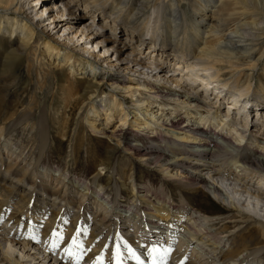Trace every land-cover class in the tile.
Wrapping results in <instances>:
<instances>
[{
  "label": "bare ground",
  "instance_id": "6f19581e",
  "mask_svg": "<svg viewBox=\"0 0 264 264\" xmlns=\"http://www.w3.org/2000/svg\"><path fill=\"white\" fill-rule=\"evenodd\" d=\"M89 1L95 2L0 0L1 69L4 70L3 74L7 72L1 81L7 79L4 76L7 77L11 67L25 59H28V71L34 66L40 72H51L49 70L54 68V64L52 59L44 58L46 55L61 54L67 66L63 64L58 69L59 74H74L77 60L73 59V53L82 62L90 63V58L85 53L74 52L76 47L95 58V48L102 47L105 55L98 57H102L107 63L111 60V63L109 70L98 73L105 74L108 81L128 83L130 86L126 88L130 105L137 112L128 111L127 105L123 102L116 103L115 100L112 101V108L120 104L122 111H128L125 117L133 116L135 121L141 119L145 126L140 125L141 130H147V133L150 131L149 146L131 142L129 137L124 138L119 132L127 125L125 118L107 136V141L115 140L126 144L131 154L138 157L146 167L149 163L155 164L154 167L162 174L161 186L155 189L151 184H137L138 178L144 179L146 183L148 180L143 174L135 177L129 172H123V164L117 163L112 171L109 170L106 181L108 183L113 174L117 175L119 182L114 183V191L110 195L105 191L104 185H101V178L104 176L95 169L91 170L93 173L89 183L88 180L77 181L74 173H64L65 170L57 169L52 174L50 170L48 172L41 169L40 160L29 163L27 159H22V152L17 154L8 144L2 148L0 146V264H76L78 260L81 264H101V261L102 264H116L113 256H116L117 244L120 245L122 264H145V253L150 254V249L154 247L160 250L159 254L170 249L173 261L179 264H260L257 260L264 252V121L262 127L257 129L259 124L251 121V113L255 109L258 112L259 107H251V101L247 98V101L244 100L246 106L243 105L240 99L245 98V94L244 89L240 88V94L230 99L235 108L228 113L233 115H222L221 106L217 102L224 104L229 100V95L218 91L213 83L223 81L221 67L225 64H231L235 71L244 65L240 61L243 56L252 57V52L259 51L264 40V0H202L198 4L200 9H204L206 5L213 9V13H219L217 18L212 17L209 22L207 18L197 21L182 14L183 3H188L189 0H165L167 6L162 10V17L169 23L167 29L171 27L170 31L167 30V38H164L165 35L153 38L152 30L150 33L149 28L145 27L138 34L129 31L119 40H114L115 36H111L109 32L116 30L110 25L111 21H103L95 14ZM110 1L114 12L115 2ZM127 1L120 0L118 4L129 6L131 1ZM132 1L139 2L134 10L140 15L149 12L154 0ZM36 6L38 9L43 7V10L33 15ZM243 8L244 12L238 15L237 10L241 12ZM45 11L47 15L44 14ZM189 22L191 26L186 31L182 30L183 25ZM39 27L45 30L39 31ZM61 28L64 29L62 37H55V33ZM4 39H8L9 47H2L1 41ZM109 43H115V62H112L107 52ZM142 45L146 47V51L150 48L148 55L144 54L145 50L137 51ZM41 46L44 48V57L39 52ZM62 50L64 51L61 53ZM138 57L141 59L137 60ZM238 58L240 60L235 61ZM127 59L132 66L125 64ZM164 60L173 63L177 70L181 67L185 69L180 78L170 80L169 86L162 80L173 71L160 66V62ZM93 62L97 63L95 60ZM90 66L94 73L95 65L91 63ZM115 68L117 71L113 70ZM126 72L140 77L126 76ZM175 74L178 73L175 71L170 76ZM188 79L198 82L201 89L198 85L194 87ZM101 83L97 82L93 95L100 92L103 85ZM245 87H250V80L246 81ZM211 95L216 96L215 103L211 102ZM92 103L85 105L88 107L91 104L93 109ZM85 105L79 108L83 114L86 112L83 110L87 108ZM168 106L171 107L169 112ZM154 107L161 108V118H149L150 121L144 119V115L150 117L147 110L153 111ZM237 107L240 110H235ZM112 108L105 109L108 112L105 116L107 125L110 123ZM88 109L86 110L89 111ZM184 115L187 120H196H191V125L187 124ZM167 116L170 117L166 118ZM259 118L260 115L253 120ZM89 123L91 127H96L99 122L91 120ZM138 124L141 122L138 121ZM140 128H134V133H143ZM217 128L219 130L216 131ZM0 129L2 138L5 129ZM45 129L43 127L39 131L40 155L49 144V133ZM235 135L245 140V145L235 144L232 139ZM1 143L0 139V145ZM127 159L126 162L131 158ZM127 183H131V196L123 200L121 189L123 186L128 187ZM201 188L206 189L207 196L223 205L222 212L232 214H205L197 205ZM45 192L48 196L42 194ZM39 197L50 202L48 208L53 207L55 210L58 204L63 205L55 212L58 219H55L54 225L65 223L59 237L53 234V224L44 222L49 228H40L29 218L31 214H37L40 206L35 205L39 204ZM51 211L53 212L52 209ZM51 217L55 218L54 215ZM221 220L224 222L218 228ZM113 229L116 230L114 236L110 235ZM157 229L160 230L156 231ZM141 230H145V234ZM134 232L139 234L138 238L132 235ZM245 234L249 235L248 238H245ZM54 237L55 243L51 242ZM73 238L76 240L75 244ZM176 238L177 241L171 243ZM107 245L108 250L102 251V246ZM129 249L139 256V261L133 258ZM69 252L72 253L70 259L63 258Z\"/></svg>",
  "mask_w": 264,
  "mask_h": 264
},
{
  "label": "rangeland",
  "instance_id": "374dc122",
  "mask_svg": "<svg viewBox=\"0 0 264 264\" xmlns=\"http://www.w3.org/2000/svg\"><path fill=\"white\" fill-rule=\"evenodd\" d=\"M94 1L95 2L89 1V3L92 5L91 8L92 10H94L95 14H98L103 19V21L105 20L106 22L111 21L110 25L112 24L113 27L116 28V30L109 31L111 36L113 37L115 36L114 40H119L127 33H129V31L138 34L145 27L149 28L148 31L150 33L152 30L151 36L153 38H156L160 35L161 36L165 35L164 38H167V32L170 31L171 29V27L167 29L168 27L167 24L169 23H166V18L164 16H163L164 18L162 17V10L165 9L167 6L165 0H154L148 10L149 12H144L140 15L137 14V12L134 10L139 4L138 0H137L138 3H136V1L133 2L132 0H128L127 2L131 1V3L129 6L126 7H123L122 5L121 7L120 4H118L120 0L117 1L114 0L115 2L114 6L116 8L114 12L112 10L113 3L110 0H94ZM200 2H202V0H198V1L189 0L188 3L185 4L183 3L184 8L183 7L181 8V10H183L182 14L186 15L188 19L192 17L197 21H201L204 18H207L208 22L211 20L212 17L217 18L219 16V13H213V9L207 7L205 3H202L203 5H205L204 6L205 8L200 9V6H198ZM41 9L43 10V7H40L38 9L36 6L33 11V15H35L36 12L37 14L41 13L42 12ZM194 9H198V11L195 12ZM242 12H244V8L242 9L241 12L239 9L237 10L238 15L242 14ZM44 14L47 15V12L45 11ZM20 17L25 18L24 15H20ZM132 18H134L133 21ZM247 19L249 20V18ZM114 22H116L115 23L116 25H114ZM215 22L216 21L214 20V23ZM189 26H191L190 22L184 24L183 25L184 28L182 30L186 31ZM38 30L41 31L42 30L41 27H39ZM44 30L45 29L43 28L42 31ZM63 33H64V29L61 28L57 33H55V37L56 35L62 37ZM203 35H205V33H203ZM7 41L8 39H4L1 41L2 47L5 46L9 47ZM165 41L167 44L169 43L167 39H165ZM108 45L109 47L107 52L109 58L112 59V62H115L117 57V55L114 52L115 43H109ZM63 51L64 50H62L61 53ZM39 52L42 57L45 56L43 46H41V51ZM74 52L81 54L85 53L84 55L90 58V63H86L85 61L82 62L81 60L78 59L79 56H76L73 53L72 54L73 59L77 60V65L75 64L77 68L74 74L64 73V76H61V74H59L60 70L58 69L63 67V64L64 66H67L61 54L55 56L46 55L44 58H46V60L52 59V63L54 64V68L52 70H49L51 72L48 73H45L44 71L40 72V69H37V67L34 66H31L30 70L28 71L27 70L28 59H25L24 62L17 63L13 67H11L9 73L7 74V77L4 76V78H7L4 81L3 80L1 81V78H3V75H6L7 72H5V74L2 73L4 70L1 69V67H3V64L1 62V57H0V127L1 128L4 127L5 129L4 136L0 138L2 141L0 145L1 148L4 147L5 144H8V146L12 150H14V152H16L17 154L22 152L20 153V155L22 156V159H27L26 160L27 162L30 163L40 160L39 164L41 165L42 170H47L48 172L51 171L52 174H55L57 169L61 171L65 170L64 173L66 172L74 173L77 181L85 182L88 180L87 183H89L90 182L89 179L91 178L90 175L93 173V172L91 173V170L95 169L96 171L102 173V175L104 176V178L102 177L103 180L101 178V185H104L105 191L110 193V195L111 192L114 191L113 189L114 183L118 181V178L116 177L117 175L115 176L113 174V177H111L108 183L106 181L110 174L109 170L113 169L118 164L119 165L123 164L122 165L123 172L126 173L129 172L131 175L135 177L138 176L139 174H143L147 178L146 180H148V182L146 183L144 179L138 178L136 180L137 184L139 183L144 185L151 184V186H154L155 189H159V186H161V180L163 179H162V174L158 172L159 170L157 168L154 167L155 164L149 163L150 167L149 166L146 167V165H144V163H142V161H140L138 157H135L134 155L131 154L126 144L118 143V141L115 140L114 141L110 140L111 142L107 141V138H109L107 136H110L111 133L118 128V123H120L121 120L124 121L125 118H127V120L124 121L127 125H125V127H123L121 131H119L121 132V136H123L124 138L129 137L131 142L133 143L135 142V144L137 143L140 144L141 146L143 145L144 147L150 145V141L148 140V134L150 131L148 130L147 133V130H141L140 128V125H143V127H145L144 124H142L143 121H141V119L138 120L139 122H141V124H138V121H135V118H133V116H128V117L124 116L128 111L137 112L130 105L131 100H129L130 99L129 92L128 89L126 88L129 87L130 85H128V83H123V82L116 83L115 81H108L105 74L98 73L101 71L104 72L105 70H109L110 68L109 64L111 63V60L109 63H107L106 61H104L102 57H98V55H105L103 53L104 51L102 50V47L101 49L99 48V46L95 48L94 54L96 58L87 52L81 51V49H78V47H76V50L74 49ZM252 53H253L252 57L245 55L242 57L241 60L240 58L235 60V61L240 60L243 61L244 63L243 66L235 70L236 72L232 70L230 66L231 64H225L224 67H221L222 68L221 78L223 81L221 82L220 78L218 79L216 78L218 81L219 80L220 81L214 82L213 85L216 86L218 91H222L223 93L227 92V94L229 95V97L227 96L228 99H233V97L240 94L238 91L239 88L244 89L243 93L245 94L244 95L245 98H243L242 100L240 99V101H243L242 102L243 105L246 106V101H247L246 98H247L249 102L251 101L250 103L251 107L253 105H255V108L259 107L258 112L256 111V109L254 112L251 111L254 114L253 115L251 113V117L253 116L251 121L253 123L259 124L257 127V129H259V127H262L264 121V40L262 41V45L259 51L257 52L254 51ZM94 60L97 63H94L93 62ZM166 62L165 60L163 62H160L161 63L160 66L166 67L165 70H172L173 72L176 71L178 73L177 75L175 74L171 77L170 75H172L173 73L171 72L166 76L167 78L162 80L166 84V86H169L171 85L170 80L173 78L174 79L180 78L182 76V72L183 73L185 72V69L181 67L182 69L178 68L177 70L175 69L174 65H172L173 63L170 64L169 60H167ZM91 63L95 65L93 69L95 72H97V74L91 71V66H90ZM70 69L71 68H68V70ZM113 70L117 71V68ZM64 71H66V69ZM126 73H125L126 76H132L133 78L140 77V75L135 76L132 73H127V74ZM211 73L213 72L211 71ZM249 80H250V87L247 89L245 87V83L246 81ZM187 81L189 83L194 84V87H197L198 85V87L201 89V85L199 86L198 82L195 81L191 82L189 79ZM97 82L98 83L102 82L101 84L103 85L100 88V92L93 95L94 93L93 91L95 90L94 88ZM172 86L175 85L173 84ZM205 89L207 90L208 88ZM208 91L212 92L211 89H209ZM208 91L206 93H208ZM213 96L211 98L212 101L211 100L210 101L212 103H215L216 96L214 97ZM222 97L223 96H221V98ZM164 98L167 99V97H163V99ZM113 100H115L116 103L123 102L125 105H127V107H129L128 111L127 112L122 111L120 109V104L112 108ZM74 102L75 103L77 102V104H75ZM227 102H229V100H227ZM227 102H224V104L217 102V105L221 106L220 110L222 115L231 114L230 116H232L233 114L228 113V110H226V108L228 109L230 106L227 105ZM88 103L93 104V109L91 108V104H89L90 106L88 107L85 105ZM83 105L89 108L88 109L89 111L86 110L87 108L83 110L86 111L84 114L79 109ZM107 108H112V110L110 111L112 112V116L109 119L110 123L108 125L105 124L106 122L105 116L107 115L106 113H108L106 112L105 109ZM152 109L153 111L147 110L150 117L144 115V119H148V121H150L149 118H155V117L156 119L161 118L160 117L161 108L159 109L154 107ZM170 109L171 107L168 106L167 111L169 112ZM96 110L98 111V113ZM235 110H238V107ZM249 112L250 110L247 111V113ZM258 115H260V118L258 120H253L258 118ZM169 117L170 116H167L166 118ZM183 117L186 120L185 122H187V124H189L191 120L193 121L196 120V118H188L189 120H187L185 115ZM248 117H249L248 121H250V116ZM91 120L99 122L96 127H91V124L89 123V121ZM191 124L192 123H190V125ZM43 127H45L46 128L45 131L49 133V144L47 148L40 155L41 148H40L39 131L43 129ZM137 127L140 128V131H142L143 133H139V132L134 133L135 131H133V129ZM217 130L219 129L217 128L216 131ZM224 130H226V128ZM256 131L257 130L254 131L255 134ZM103 133H106L107 135ZM232 139L234 140L235 144L240 143L242 145H245L246 143L245 140L239 138V136L236 135L232 137ZM165 140L168 141V139L166 138ZM74 158H76V160ZM127 158H131L130 159L131 161L129 160L128 162H126L128 160ZM118 168L121 169V167ZM171 172L174 171L172 170ZM127 184L128 187L123 186L121 189V197L123 198V200L124 198L131 196L129 190L131 189V183H127ZM95 187L97 186L95 185ZM201 190L202 193L201 195H199V198L197 199V203H198L197 205L203 210L205 214L208 213L211 216H225V215L228 216L232 214V212L229 213L224 211L222 212L223 205L221 203L215 202L213 199H211V197L207 196L205 188H201ZM0 193H1V189H0ZM42 194L48 196L46 192ZM1 198L2 196H0V199ZM39 199H40L39 204L35 205V206H40L36 213L42 215V217H40L37 214L36 215L31 214L29 218H32L35 221L36 226L40 228L42 226H45L44 222L53 224L54 232L61 234V231L65 223L61 222L58 223L56 226L54 225V223H55V219L56 221L58 219V215L55 212L58 210V207H61L63 205L58 204V206L54 210L53 207L48 208L50 202H45L44 200H42L43 197H39ZM124 202L125 204H127L126 201ZM92 206L94 207L93 204ZM127 207L128 205H126L125 208ZM94 208L98 209L97 206H95ZM51 209L53 210V212L51 211ZM45 211L46 213H44ZM47 212L49 214H47ZM51 214L54 215L55 218L51 217L52 216ZM50 220H52V222ZM224 220H221L220 222L221 224L218 223V228L222 226ZM36 221L38 223H36ZM38 224H40V226ZM45 227L49 228V226H45ZM140 227L142 228V226ZM138 230H140V228ZM159 230L157 229L156 231ZM115 232L116 230L113 229L110 235L113 234L115 235ZM141 232L145 234V230H141ZM153 233L158 235L160 234L157 232H153ZM180 233L181 231L178 232L179 237H180ZM127 234H130V232H128ZM132 235L136 238L139 237V234H137L136 232L132 233ZM141 236L143 235L141 234ZM244 236L245 238H248L249 235L245 234ZM176 241L177 238L176 240L172 239L171 243L172 242L175 243ZM51 242L55 243L56 238L54 237L51 240ZM108 248H109L108 245L102 246V251L108 250ZM167 250H169L167 256H163V254L145 253L143 258L145 264H152L154 255L157 256L158 264H168V263L179 264L178 262L173 261L172 259L173 255L172 252H170V249ZM208 253L210 254L211 252L208 251ZM188 256L191 257L189 253ZM113 257L116 258V256ZM161 257L163 258L161 259ZM63 258L70 259V254L67 255L64 254ZM121 259L123 258L121 257ZM257 261H260V264H264V252L263 255ZM76 264H81L80 260H78Z\"/></svg>",
  "mask_w": 264,
  "mask_h": 264
},
{
  "label": "snow or ice",
  "instance_id": "6c2138e0",
  "mask_svg": "<svg viewBox=\"0 0 264 264\" xmlns=\"http://www.w3.org/2000/svg\"><path fill=\"white\" fill-rule=\"evenodd\" d=\"M53 234L56 235L57 237H59V233L54 232ZM75 243H76V240H75V238H73V244H75ZM54 246H55V245H54ZM159 251H160V250L157 249V248H155V247L152 248V249H150V252L153 253V254H159ZM168 251H169V250H165L164 253H163V256H167ZM129 252L132 253L134 259H136V260L139 261V259H140L139 256H136V255L134 254V252H132L131 249H129ZM69 254L71 255L72 253L69 252ZM121 255H122V253L120 252V245L117 244V245H116V264H122ZM162 258H163V257H161V259H162ZM97 259H98V261L100 260L99 257H98ZM101 264H102V261H101ZM152 264H158V260H157V256H156V255L153 256Z\"/></svg>",
  "mask_w": 264,
  "mask_h": 264
}]
</instances>
